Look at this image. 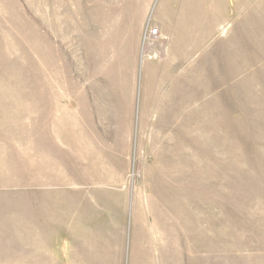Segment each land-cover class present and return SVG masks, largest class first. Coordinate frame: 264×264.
<instances>
[{
	"label": "rangeland",
	"instance_id": "obj_1",
	"mask_svg": "<svg viewBox=\"0 0 264 264\" xmlns=\"http://www.w3.org/2000/svg\"><path fill=\"white\" fill-rule=\"evenodd\" d=\"M0 264H264V0H0Z\"/></svg>",
	"mask_w": 264,
	"mask_h": 264
},
{
	"label": "bare ground",
	"instance_id": "obj_2",
	"mask_svg": "<svg viewBox=\"0 0 264 264\" xmlns=\"http://www.w3.org/2000/svg\"><path fill=\"white\" fill-rule=\"evenodd\" d=\"M149 74H153V75H154V74H155V70H154V69H151V70L149 71ZM178 82H181V81H178ZM178 82H177V83H178ZM159 83H160V82H159ZM86 179L89 180V179H88V176H86ZM58 182H59V181H58ZM81 233L85 234V231H82V230H81ZM87 235H88V234H87ZM89 236H90V235H89ZM87 240H89L88 237H87ZM89 243H90V242H89Z\"/></svg>",
	"mask_w": 264,
	"mask_h": 264
},
{
	"label": "built area",
	"instance_id": "obj_3",
	"mask_svg": "<svg viewBox=\"0 0 264 264\" xmlns=\"http://www.w3.org/2000/svg\"><path fill=\"white\" fill-rule=\"evenodd\" d=\"M154 33H156V32H154Z\"/></svg>",
	"mask_w": 264,
	"mask_h": 264
}]
</instances>
